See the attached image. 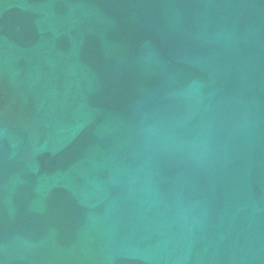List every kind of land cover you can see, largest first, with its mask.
Instances as JSON below:
<instances>
[{"label": "water", "instance_id": "95a60500", "mask_svg": "<svg viewBox=\"0 0 264 264\" xmlns=\"http://www.w3.org/2000/svg\"><path fill=\"white\" fill-rule=\"evenodd\" d=\"M0 264H264V0H0Z\"/></svg>", "mask_w": 264, "mask_h": 264}]
</instances>
